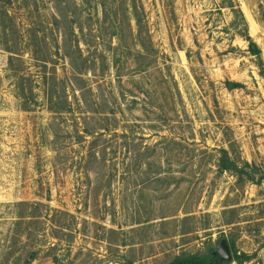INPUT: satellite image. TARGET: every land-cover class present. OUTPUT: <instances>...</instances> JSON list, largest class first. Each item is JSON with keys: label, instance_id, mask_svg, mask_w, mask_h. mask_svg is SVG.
Listing matches in <instances>:
<instances>
[{"label": "rangeland", "instance_id": "obj_1", "mask_svg": "<svg viewBox=\"0 0 264 264\" xmlns=\"http://www.w3.org/2000/svg\"><path fill=\"white\" fill-rule=\"evenodd\" d=\"M231 2L264 70V0H0V264H264V181L218 167L264 171Z\"/></svg>", "mask_w": 264, "mask_h": 264}, {"label": "trees", "instance_id": "obj_2", "mask_svg": "<svg viewBox=\"0 0 264 264\" xmlns=\"http://www.w3.org/2000/svg\"><path fill=\"white\" fill-rule=\"evenodd\" d=\"M224 8L231 9L234 15H236L233 26L235 27L237 34H239L241 38L249 43V53L258 59V64L262 69V76L264 77L262 51L249 35V26L244 14L240 9H236V6L233 4V2H231L229 6H225ZM11 60L13 61V57H11ZM49 101L50 103L53 101L52 96L49 98ZM218 167L220 173H230L231 175L236 177L239 182H251L257 185H261L264 181V171H260L257 166L251 165L248 162L241 164V162L233 158L230 152L226 149L220 150ZM228 245L230 247L234 262L243 263L249 260V257L247 255H239L234 244L228 243ZM214 252L215 249L210 248L207 252L204 253L179 255L168 264H228L227 262H222L218 256H214Z\"/></svg>", "mask_w": 264, "mask_h": 264}, {"label": "water", "instance_id": "obj_3", "mask_svg": "<svg viewBox=\"0 0 264 264\" xmlns=\"http://www.w3.org/2000/svg\"><path fill=\"white\" fill-rule=\"evenodd\" d=\"M214 256H218L222 262H232L233 257L228 242L226 240H222L219 246L215 248Z\"/></svg>", "mask_w": 264, "mask_h": 264}]
</instances>
